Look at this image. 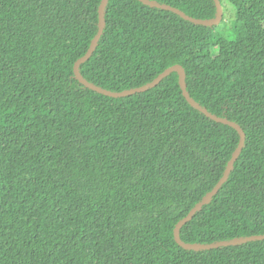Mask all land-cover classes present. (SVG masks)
Returning a JSON list of instances; mask_svg holds the SVG:
<instances>
[{"label":"trees","instance_id":"obj_1","mask_svg":"<svg viewBox=\"0 0 264 264\" xmlns=\"http://www.w3.org/2000/svg\"><path fill=\"white\" fill-rule=\"evenodd\" d=\"M101 0H0V264H264V239L182 248L177 221L211 190L237 131L193 108L171 72L111 97L84 87L75 60ZM213 18V0H156ZM234 8L225 33L139 0H108L81 74L103 88L185 70L190 96L237 122L244 146L185 242L264 233V0ZM223 17V16H222Z\"/></svg>","mask_w":264,"mask_h":264},{"label":"water","instance_id":"obj_2","mask_svg":"<svg viewBox=\"0 0 264 264\" xmlns=\"http://www.w3.org/2000/svg\"><path fill=\"white\" fill-rule=\"evenodd\" d=\"M139 1L142 2L143 4L151 6V7H156V8L172 11V12L178 14L179 16H181L182 18H184L185 20H188V21H190L194 24H198V25L216 26L217 24H219L221 22L222 15H223V7H222L220 0H213L214 4H215V8H216V14L213 18H208V19L193 17L178 7H174V6H171V5L166 4V3H159L156 0H139ZM107 2H108V0H101L99 3L97 32L94 35V37L91 39L90 45H89L88 49L86 50V52L81 57H79L77 60H75L74 65H73L74 77L84 87L93 89V90H95L101 94H105V95H108L111 97H120V96H126V95H130V94H134L137 92L148 90V89L154 87L155 85H157L164 77L169 75L171 72H176L178 74V82H179V85H180V88L182 91V95L185 97L187 102L193 108L197 109L198 111L203 113L208 118H210L216 122L223 123V124H226V125L234 128L239 135V140H238L237 146L235 147V149L233 150V152L231 154V157L227 161L225 168L223 170V173H222L221 177L219 178V180L211 188V190L208 191L202 197V199L200 201L195 203V205L190 209V211L184 217L179 219L177 221V223L175 224V226L173 228V236H174L175 241L177 242L178 245H180L184 249L206 250V249H211V248H216V247H221V246L237 245V244H241V243H245V242H249V241L264 239V233L263 234H252V235H247V236H242V237H234L231 239L220 240V241L210 242V243H200V242L190 243V242H185L181 239V237H180L181 227L188 220H190L192 218V216L197 211H199L204 204H207L211 200V198L217 193V191L219 190L221 185L228 178V176H229V174L233 168V164H234L235 160L237 159L239 153L241 152V149L244 146L245 132L237 122L230 120L224 116H218V115L210 112L206 107L202 106L199 102H197L195 99H193V97L190 96V94L186 88L185 70L179 64H174V65L167 67L162 72H160L156 77H154L152 80H150L149 82H147L143 85L128 88V89H123L120 91H112V90L103 88L101 86H98V85L90 82L89 80H87L81 74L80 66L83 62L88 60V58L91 56V54L93 53V51L95 50V48L98 44V41H99L101 34L103 33V29L105 26L104 13H105V8H106Z\"/></svg>","mask_w":264,"mask_h":264},{"label":"rangeland","instance_id":"obj_3","mask_svg":"<svg viewBox=\"0 0 264 264\" xmlns=\"http://www.w3.org/2000/svg\"><path fill=\"white\" fill-rule=\"evenodd\" d=\"M223 3L225 7L222 15L223 17L221 19V22L217 24L216 27L219 31L225 33L229 27L231 19L234 17V8L227 1H224Z\"/></svg>","mask_w":264,"mask_h":264}]
</instances>
